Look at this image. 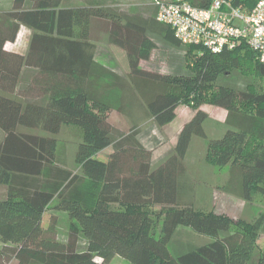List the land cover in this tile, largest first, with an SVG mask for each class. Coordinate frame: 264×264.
Listing matches in <instances>:
<instances>
[{"label": "trees", "instance_id": "obj_1", "mask_svg": "<svg viewBox=\"0 0 264 264\" xmlns=\"http://www.w3.org/2000/svg\"><path fill=\"white\" fill-rule=\"evenodd\" d=\"M188 1L208 7L212 0ZM257 1L233 3L251 9ZM41 4L20 9L14 0L1 15L10 22L0 34V185L6 187L0 197V264H109L115 256L131 264H248L264 229V211L254 221L233 220L194 208L180 188L192 136H207V114L200 105L209 103L226 110V129L208 138L204 161L229 167L225 191L246 201L264 196V90L216 83L232 70L264 78L256 52L244 41L218 52L187 44V73L147 70L141 62L156 47L149 34L182 46L172 29L157 21V5L153 17L120 7L64 9V18L72 15L80 34L65 39L34 33L25 56L3 50L19 24L50 31L47 14L36 8ZM97 16L105 20L101 26L109 40L126 52V76L93 60L85 31ZM56 45H66L65 50L55 52ZM181 104L194 113L179 130L173 152L152 166L151 149L138 139L133 106L164 126ZM64 125L77 126L81 134L74 153L77 170L57 160L56 136ZM107 147L112 151L99 158ZM52 201L66 214L63 233L55 217L42 225ZM178 226L211 239L174 256L169 243ZM256 264H264V252Z\"/></svg>", "mask_w": 264, "mask_h": 264}, {"label": "rangeland", "instance_id": "obj_2", "mask_svg": "<svg viewBox=\"0 0 264 264\" xmlns=\"http://www.w3.org/2000/svg\"><path fill=\"white\" fill-rule=\"evenodd\" d=\"M155 39L156 47L151 52L150 57L141 62V66L147 70L163 74L187 73L184 58L185 49L183 47V45L187 46V44L175 46L162 40L158 36H156ZM112 70L121 76H126L128 74V72H124V68L120 65L112 68ZM216 83L224 84L239 91L245 90L246 88H253L256 91L264 90V78L254 74H242L238 70H232L229 74L220 75ZM190 108L191 107L187 104H181L179 107V114L185 115V112L188 113ZM200 108L207 114L208 121H206V128L204 129L207 136L201 137L194 135L190 141L189 148L184 158L185 173L183 174L184 179L182 180L180 188V193L184 198L183 200L190 201L194 208L213 210L216 213L225 214L233 220L244 218L254 221L264 211V196L256 195L252 200L246 201L223 189L222 186L229 178V167L224 166L219 168L211 166L204 161L205 147L208 138H218L226 129L225 124H213L214 119L218 118V110L221 109V107L203 103L200 105ZM140 110L138 106H133L132 112L134 116L138 118H136L137 125H135L139 127L138 139L141 144L150 148L151 151L154 152L153 156H155V158L160 155V149L165 151L171 149L169 153L171 154L176 141L173 130L167 127L159 128L158 125H153V119L150 116L140 114ZM191 110L194 113L192 108ZM68 126L70 127L67 128ZM127 126H129V124H127ZM77 128L78 127L75 125H65L57 135L66 152V164L73 170H77L78 166L75 164L74 159H72L71 152L72 150H76L77 143L81 138L79 128ZM110 151H112V148L107 147L98 153L97 156L101 159H105ZM54 203L55 201H52L48 205L43 221L45 225H48L52 222V218L55 217L54 223L56 224V228L59 233H63L66 225V214L54 209ZM154 208L158 209L157 206ZM198 238L203 240L211 239L206 235L194 232L188 227L178 226L170 240L169 250L174 256L186 252L192 248L193 243L195 244V240L197 241ZM261 252H264V229L260 230L258 234L256 248L248 264H256ZM98 256L99 259L101 254ZM109 264L131 263L120 256H115L111 259Z\"/></svg>", "mask_w": 264, "mask_h": 264}, {"label": "crops", "instance_id": "obj_3", "mask_svg": "<svg viewBox=\"0 0 264 264\" xmlns=\"http://www.w3.org/2000/svg\"><path fill=\"white\" fill-rule=\"evenodd\" d=\"M156 1L157 0H19L20 9H26V8L30 9L32 4H34L35 2L42 3L41 4L42 7H36V8L42 9L43 11L42 14H44V16H46L47 14L50 31H40L38 29L34 30L31 26L25 24H19L14 40H10V41L6 40V42H4L3 44V50L25 56L29 50L31 37L34 33H39V35H47L48 37H62V38L68 37L65 39H69V37H73L74 35L80 34V31L76 27L77 25L74 24V19L72 15H70V17L64 18L65 15L62 12V10L64 9L67 10L76 9V8L105 9L107 7H120L122 9L126 8L127 12H130L131 14L153 17ZM162 1H169V0H162ZM13 4H14V0H0V34L1 35L3 34L5 35V33L7 32V25L10 22L9 19L1 15L5 12L10 11L13 7ZM100 19L101 16L95 17L94 20L95 24L94 25L90 24L91 26L88 28L87 31H85V35L88 36V41L93 45L92 47L93 60L97 64L110 69L120 65L122 68H124L125 70L124 72H129L128 59L125 50L109 40L110 37L108 31L105 30L104 25L101 26V22L105 24V20L101 21ZM59 20L61 21V26H59ZM44 23H46V21H44ZM149 37L153 41L156 40L155 39L156 36L154 34H149ZM61 44H67V43L63 42ZM63 46L66 45H60V46L56 45L55 48H53V50L55 52L63 51L65 50ZM179 107L180 106L176 108V116L170 123L164 126H159V128L167 127L173 130V133H175L176 137L182 125L186 121H188L193 115L191 108L188 111V113L185 112V115L179 114L180 112ZM218 111H219L218 118L214 119L213 124L216 123H218L219 125L225 124L224 120L226 116V110L221 108ZM206 121H208L207 118L203 123L204 129L206 128L205 126ZM152 123L153 125H156L154 121ZM63 127H65V125L61 127L60 131L62 130ZM69 127L70 126H68L67 128ZM31 131L37 135H44V132L39 129H34V130L32 129ZM56 138H57V146H56L57 160L65 164L66 168L71 169L66 164V152L65 149L62 147L63 146L62 142L60 141L58 136H56ZM2 139H3V134L0 132V144L2 143ZM160 150L161 153L157 158L153 156L154 152H152V157H151L152 166H156L157 164H159L164 159V157L167 154H169L171 151V149L169 151H165L163 149ZM74 152L75 150H72L71 152L72 159H74ZM5 191H6V187L4 185H0V197L4 195ZM44 214L45 212L43 213L42 216V225L46 227L47 224L45 225L43 221ZM208 241L209 239L203 240L198 238L197 241L195 240V244L193 243L192 248L204 244Z\"/></svg>", "mask_w": 264, "mask_h": 264}, {"label": "built area", "instance_id": "obj_4", "mask_svg": "<svg viewBox=\"0 0 264 264\" xmlns=\"http://www.w3.org/2000/svg\"><path fill=\"white\" fill-rule=\"evenodd\" d=\"M156 5L157 21L168 25L182 44L218 52L244 41L264 63V0H258L251 9L235 5L233 0H212L208 7L188 0H157Z\"/></svg>", "mask_w": 264, "mask_h": 264}]
</instances>
